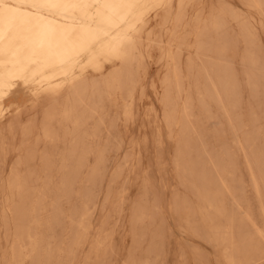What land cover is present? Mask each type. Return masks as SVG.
Listing matches in <instances>:
<instances>
[{
  "label": "rangeland",
  "instance_id": "rangeland-1",
  "mask_svg": "<svg viewBox=\"0 0 264 264\" xmlns=\"http://www.w3.org/2000/svg\"><path fill=\"white\" fill-rule=\"evenodd\" d=\"M0 264H264V0H0Z\"/></svg>",
  "mask_w": 264,
  "mask_h": 264
},
{
  "label": "bare ground",
  "instance_id": "bare-ground-1",
  "mask_svg": "<svg viewBox=\"0 0 264 264\" xmlns=\"http://www.w3.org/2000/svg\"><path fill=\"white\" fill-rule=\"evenodd\" d=\"M111 1V0H110ZM130 1V0H129ZM106 2V1H105ZM109 2V1H108ZM122 2V1H121ZM120 3V2H119ZM88 4H90V2H88ZM106 6V5H105ZM108 6H110V5H108ZM261 9V8H260ZM112 10V9H111ZM110 13V12H109ZM127 29H129V28H127ZM126 29V30H127ZM115 44V43H114ZM116 49H117V45L115 44V46H113V48H112V51H116ZM5 85L7 84V83H4Z\"/></svg>",
  "mask_w": 264,
  "mask_h": 264
}]
</instances>
